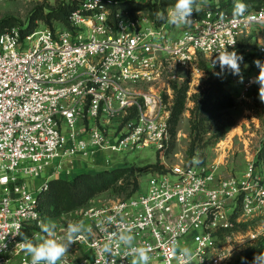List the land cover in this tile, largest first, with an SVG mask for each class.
<instances>
[{
	"label": "built area",
	"instance_id": "built-area-1",
	"mask_svg": "<svg viewBox=\"0 0 264 264\" xmlns=\"http://www.w3.org/2000/svg\"><path fill=\"white\" fill-rule=\"evenodd\" d=\"M116 3L84 0L68 28L36 23L0 35V264H30L15 233L39 232L38 198L50 182L73 175V164L94 167L99 153H163L167 112L156 84L163 63L192 72L200 56L218 71L211 67L218 52L259 41L255 30L263 34L255 58L264 62V5L230 16L198 0L193 23L173 26L156 25L157 13H121L113 22L108 6ZM258 72L255 66L244 79L239 100L258 86L249 84ZM216 171L180 161L149 173L144 192L62 216L57 236L71 222L85 229L67 264H132L121 233L150 248L149 264H181L179 247L191 250L189 264H246L247 252L264 239V177L252 163L240 176ZM106 243L114 255L105 258Z\"/></svg>",
	"mask_w": 264,
	"mask_h": 264
},
{
	"label": "rangeland",
	"instance_id": "rangeland-1",
	"mask_svg": "<svg viewBox=\"0 0 264 264\" xmlns=\"http://www.w3.org/2000/svg\"><path fill=\"white\" fill-rule=\"evenodd\" d=\"M84 0H0V35L9 33L12 30H19L28 27L32 30L36 23L44 26V22L54 28H62L55 14L60 9L80 5ZM116 2L126 0H114ZM148 0H135L137 3H145ZM224 2L226 0H204L206 2ZM254 9V8H250ZM150 19L154 18L152 10L140 11ZM160 12H164V9ZM135 16V15H134ZM34 25V28H33ZM5 27V28H4ZM254 36L258 40L245 41L243 39L239 45L244 60L241 63V71L244 79L252 74L255 68L253 63L256 60L257 48L263 38L260 30L254 31ZM237 50V51H238ZM247 66V67H246ZM161 76L156 83L164 89L162 101L165 106L168 140L165 143L163 153H155L154 150H143L126 155L106 154L107 160L114 161L111 165L103 169H95L90 165H83L84 173H96L102 171H112L113 169L129 167L130 173L127 175L136 176L137 189L134 185L125 187L122 180L117 183L116 189L103 193L91 202L100 205L107 202L127 199L128 195H135L137 192H144L148 181L147 166L158 165L162 172L168 170L178 162L184 164L195 163L198 167H216L220 176H240L249 163H252L259 173L264 177V158L260 159L264 145V102H261L258 95V88H252L244 100H239V94L243 83H239V77L232 76L226 85V90L233 97L234 103L231 109L224 112L223 119L227 125L225 134L215 142H209L210 136L199 144V149L190 160L187 151L190 143V127L193 122V110L195 109L194 97L205 91L208 84L216 79L214 72L204 62L203 58L197 56V66L195 71L185 72L177 68H170L167 63H163L160 68ZM180 96L177 98V94ZM180 100L181 106L177 108L178 114L174 117L176 103ZM212 128V133L215 132ZM210 134V135H211ZM141 170V171H140ZM129 198V197H128ZM88 207V206H86ZM66 218V217H64ZM55 222L56 228L62 226L63 219L50 220ZM68 221V216L66 222ZM48 222V221H47Z\"/></svg>",
	"mask_w": 264,
	"mask_h": 264
},
{
	"label": "trees",
	"instance_id": "trees-1",
	"mask_svg": "<svg viewBox=\"0 0 264 264\" xmlns=\"http://www.w3.org/2000/svg\"><path fill=\"white\" fill-rule=\"evenodd\" d=\"M175 0H148L145 3H137L135 0L120 1L116 4L108 6L110 10V17L113 22L116 21L118 14L124 13L129 17H134L137 12L152 10L153 13H158L161 10L170 7L174 4ZM218 2V1H217ZM244 6L242 10L236 8V3L232 0H226L224 2H218L212 4V2L204 3L207 9L225 13L230 16H236L243 12L258 9L264 5V0H245L240 3ZM79 5L68 7L67 9H60L56 14V19L62 23L63 28H68V17ZM254 9H250V8ZM153 19V18H152ZM165 21H155L156 25H160ZM45 27L54 28L48 23V20L44 22ZM5 28V27H4ZM34 28V25H33ZM250 41V40H245ZM242 45L239 47V49ZM241 54L240 50L237 51ZM242 67V64L240 65ZM220 70H218L219 72ZM216 76V75H215ZM233 75L229 71H225L223 76L217 77L208 84V87L194 97L195 109L193 110V122L190 127V143L187 151V155L190 161L196 151L199 149V144L205 140L207 135L210 136L209 142L218 141L225 134L227 127L223 114L232 108L234 100L231 95L227 93L226 85ZM180 93L177 94V98ZM181 100L176 103L174 117L178 114L177 108L181 106ZM215 127L216 133H210L212 128ZM211 134V135H210ZM211 144V143H209ZM262 154H264V145ZM264 156L261 155L260 159L263 160ZM144 169H148L149 173L159 172L161 168L156 164L154 166H147ZM129 167H123L113 169L112 171H102L97 173L80 174L75 176L70 181H52L49 183L48 190L40 195L38 198V210L41 219L44 222L50 220H57L62 216L73 213L79 209L89 206L94 198L116 189L119 180L125 187L134 185L136 190V176L127 175L130 173ZM141 171V170H140ZM133 196L128 195L126 198ZM264 252V239L259 242L254 248L246 254V264L254 263L255 258L258 256V261L264 259V256H259ZM257 261V262H258Z\"/></svg>",
	"mask_w": 264,
	"mask_h": 264
},
{
	"label": "clouds",
	"instance_id": "clouds-1",
	"mask_svg": "<svg viewBox=\"0 0 264 264\" xmlns=\"http://www.w3.org/2000/svg\"><path fill=\"white\" fill-rule=\"evenodd\" d=\"M236 8L242 10L243 5L237 4ZM201 7L198 0H175L174 4L170 6L166 13L158 12L157 18L161 21L173 26H189L193 23L191 16L193 12L199 13ZM235 42L231 43L233 45ZM244 57L238 54L237 51H229L227 47L218 52V56L211 61V67L219 66L220 71L214 72L217 77L223 76L227 70L232 75L239 77L238 82L243 83L244 77L241 71V63ZM253 63L259 69L258 75L249 80V84H256L259 86L258 95L261 102H264V62L254 60ZM247 67V66H246ZM21 227V226H20ZM39 232L33 233L29 238L24 235L19 228L15 234L22 235V242L16 245L26 256L30 257V264H67L66 256L71 244L77 243L80 233L85 229L80 222H71L66 225L62 236H57L56 225L53 221L41 222L39 225ZM119 241L129 248L131 254L135 257L132 264H149L150 248L147 246L134 245V237L128 233H121ZM178 259L181 264H189L191 260V250L188 247L178 248ZM100 253L105 258L108 255L113 256L114 251L110 243H106ZM259 256H264V252ZM258 256L254 260L257 264ZM107 264V261H106ZM114 264V262H112Z\"/></svg>",
	"mask_w": 264,
	"mask_h": 264
},
{
	"label": "crops",
	"instance_id": "crops-1",
	"mask_svg": "<svg viewBox=\"0 0 264 264\" xmlns=\"http://www.w3.org/2000/svg\"><path fill=\"white\" fill-rule=\"evenodd\" d=\"M105 155L106 154L99 153L96 156V158H95V166H94L95 169L101 170L104 167H107V166L111 165L114 162V161H111V160L108 161L107 158L105 157ZM99 170H97V172ZM72 171H73V175H71L67 180H63V181H70L75 176L80 175V174H89V173H84V171H83V165H81L80 163L73 164Z\"/></svg>",
	"mask_w": 264,
	"mask_h": 264
}]
</instances>
